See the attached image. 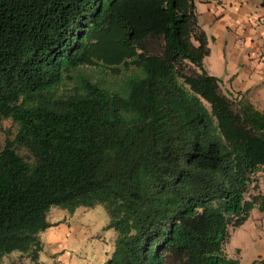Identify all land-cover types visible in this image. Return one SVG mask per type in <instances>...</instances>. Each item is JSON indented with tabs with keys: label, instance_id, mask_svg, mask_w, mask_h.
<instances>
[{
	"label": "trees",
	"instance_id": "16d2710c",
	"mask_svg": "<svg viewBox=\"0 0 264 264\" xmlns=\"http://www.w3.org/2000/svg\"><path fill=\"white\" fill-rule=\"evenodd\" d=\"M208 54L193 0H0V258L36 262L51 206L99 203L102 264H236L264 110Z\"/></svg>",
	"mask_w": 264,
	"mask_h": 264
},
{
	"label": "rangeland",
	"instance_id": "374dc122",
	"mask_svg": "<svg viewBox=\"0 0 264 264\" xmlns=\"http://www.w3.org/2000/svg\"><path fill=\"white\" fill-rule=\"evenodd\" d=\"M193 1L198 23L208 36L216 20L212 15L219 14L217 8L211 7L216 6L218 0ZM232 43L223 42V47H220L208 38L209 54L203 59V67L216 73L217 77H223L225 62H235L229 55ZM82 69L91 71L89 67ZM8 126V121H2L0 142ZM254 194L264 195V167L252 175L244 198L248 200ZM45 220L48 226L38 233L41 249L36 262L31 263L15 250L4 254L0 264H63L65 260L69 264H102L112 251L115 231L106 228L108 218L99 203L90 208L77 206L72 210L53 205L47 211ZM222 249L228 258L236 260V264H264V210H259L256 205L249 208L240 225L229 227Z\"/></svg>",
	"mask_w": 264,
	"mask_h": 264
},
{
	"label": "crops",
	"instance_id": "0c3cea01",
	"mask_svg": "<svg viewBox=\"0 0 264 264\" xmlns=\"http://www.w3.org/2000/svg\"><path fill=\"white\" fill-rule=\"evenodd\" d=\"M211 8H217L219 14L212 15L216 20L208 36L204 31L206 37L220 47L223 42H233L229 55L235 62H225L221 78L203 68L220 80L222 90L243 93L254 107L264 110V56L256 57V52H264V0H218Z\"/></svg>",
	"mask_w": 264,
	"mask_h": 264
},
{
	"label": "built area",
	"instance_id": "2783aa9c",
	"mask_svg": "<svg viewBox=\"0 0 264 264\" xmlns=\"http://www.w3.org/2000/svg\"><path fill=\"white\" fill-rule=\"evenodd\" d=\"M257 55H258V58H261L262 56H264V52L263 51H258Z\"/></svg>",
	"mask_w": 264,
	"mask_h": 264
}]
</instances>
